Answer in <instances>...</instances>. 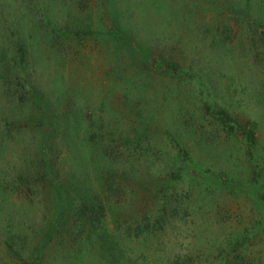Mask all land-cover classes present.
<instances>
[{
	"label": "rangeland",
	"instance_id": "rangeland-1",
	"mask_svg": "<svg viewBox=\"0 0 264 264\" xmlns=\"http://www.w3.org/2000/svg\"><path fill=\"white\" fill-rule=\"evenodd\" d=\"M30 3L51 4L49 30L68 19L82 33L53 34L39 12L32 34L21 18ZM17 11L16 28L34 36L24 80L61 94L63 106L49 99L47 114L71 120L54 133L31 113V94L13 96L16 81L0 80L1 110L23 98L18 121L0 118V264H109L110 250L130 263L144 254L156 264H264V0H0V15ZM165 54L177 71L154 61ZM229 118L252 122L254 141ZM180 148L199 169L169 187L166 214L177 221L159 226L161 204L144 187L155 175L174 178ZM46 163L51 179L42 177ZM117 168L130 178L107 175ZM27 169L38 178L17 179ZM66 186L99 195L105 213L95 231L75 222ZM145 215L154 236H137Z\"/></svg>",
	"mask_w": 264,
	"mask_h": 264
},
{
	"label": "trees",
	"instance_id": "trees-1",
	"mask_svg": "<svg viewBox=\"0 0 264 264\" xmlns=\"http://www.w3.org/2000/svg\"><path fill=\"white\" fill-rule=\"evenodd\" d=\"M31 4V5H30ZM29 7H28V12H24L23 11V17L25 16L26 22L28 21V26H30V31L32 34L34 35H38L37 31L40 30L39 26L37 24V13L40 12V18L42 17V19H45V21H47L46 23V28L47 30H49L50 26V17L49 15V9H47L51 4L45 3L46 6H44L43 4H33L30 3ZM13 10H11L12 12ZM18 11L16 13L13 14V16H11L10 19L6 18L4 15H0V31L3 33L5 32V37L8 40L9 39H14L11 42L12 45L9 47L7 46L5 49H2L3 46H0V80H3L2 83H5V79H7V75L12 77V79L14 81H16L15 85L16 87L13 89L15 90V94L13 96H16L18 92H21L23 95H27V94H31V97L33 98L34 105L36 106L35 109L32 110V114L36 115V118L38 117V115L43 116L42 117V121L44 122V125L49 124L51 126V130L54 133H57L58 131V127L61 126H67L69 125L70 122V118H69V113L67 111L65 112H61V116L63 117H59L56 122L54 121V117H50L48 116V112L47 110L50 109V101L49 99H54L55 103L57 105H60L61 107L63 106L62 103L59 104L60 102V97L61 94L59 96L56 95H47L46 93L42 92V90L39 89V87L35 86H30L27 85L26 80H24V78H27L24 74L26 72H30L28 71L29 68H31L32 63H33V59L31 58V48H32V44H31V38H34V36L30 37V39L28 37H23L21 34V29H17L16 24H17V17H18ZM48 13V15H47ZM21 20V19H20ZM25 21V20H24ZM77 21H81L80 18H77ZM79 24V23H78ZM81 24V23H80ZM79 26V25H78ZM33 27V29L31 28ZM54 28H50L49 32L51 33H58L60 36L61 35H67L70 32L72 33V31H74L76 34L82 33L81 30V26H79L78 28H75V25L72 27L69 24L68 19H66L64 22L62 20V23H59L56 26H53ZM41 31V30H40ZM85 32H87V30H84ZM0 32V33H1ZM1 33V34H2ZM115 33V32H114ZM121 36H123L125 38L126 33L122 32L120 33ZM4 38H2L4 40ZM1 39V40H2ZM3 44V42L1 43ZM129 44V48L136 53H139L141 51H145L144 48L140 45L138 48L135 47L133 45V43L130 41L128 42ZM9 51L12 52L13 54L10 56L11 58H9ZM8 55V56H7ZM153 57V51H147L144 54V59L145 61H149L151 58ZM153 59V58H152ZM157 64H159V66L161 68H165V69H171V70H175L177 71L178 68L175 65V61L173 59V56H169V55H161L159 60L156 61L154 60ZM6 65H8L7 67H5ZM28 67V68H27ZM177 67V68H176ZM23 71V72H21ZM6 85V83H5ZM56 96V97H55ZM22 102H23V98L21 96L17 97L16 99H12L11 101L8 102L9 105V109H4L1 110L0 109V118H3L7 124H11L14 123L16 121L19 120V117H21V108H22ZM129 106H131L130 102L128 103ZM3 105V104H2ZM128 106V105H127ZM70 109V107H69ZM42 110L45 112H42ZM71 110V109H70ZM135 110V109H134ZM133 109H131V111H134ZM70 112V111H69ZM221 116H227V112H225V110H221L220 112ZM8 114L11 116V118L8 117ZM29 114L27 113V116ZM219 115V114H217ZM228 118V117H227ZM72 122H75L74 118H72ZM230 119V118H229ZM139 122H141V129H143L146 126V123H148L145 119L140 118V116L138 117ZM69 121V122H68ZM230 121L233 123L232 127L238 131H240L242 133V135L246 134L247 136V140L254 141V124L250 121H248L245 124L240 123L238 120H233L230 119ZM77 123V121H76ZM251 126V128H250ZM47 127V126H45ZM47 129V128H46ZM86 129V128H85ZM51 131V132H52ZM87 132V131H85ZM95 137V136H94ZM140 135L134 137V141L139 140ZM178 148V147H177ZM178 154L177 155V159L180 158L181 162L178 165V167L175 169L176 173L174 178H168L167 179V175L169 174H163L160 176H156L154 178H152L151 182L147 183L146 186L144 187V191L147 194V199H158V201L161 204V208L160 212H157L158 216H156L157 218V222L156 224H158L159 226H162V224H168L167 220H175L177 221V219H175L172 216H167L166 214V204H167V199L173 198V194L174 191L171 190L169 191V187L171 185H173L174 183L177 182L178 179H184V177H194V174L198 171L199 167L196 166L195 161L193 160V158H189L188 154L183 152L180 149H178ZM185 154V156H184ZM110 155V154H109ZM109 159V158H108ZM151 164L155 165L154 162H151ZM46 167L48 169V174H43L42 177L46 178L49 177L50 179L52 178V176L55 174L54 172V167H51L50 165H47L46 163ZM110 168V167H109ZM119 168H117L116 170H114L112 172V170H107V175L111 174V177H115V178H120L122 180H128L130 178V170L128 168H123L122 170H118ZM32 171L30 169H27V171H25L23 174H20L17 179L19 180H25V183H28L30 181V179H33L32 175L34 177L38 178L39 172H34L31 173ZM206 173V172H204ZM70 179H68L69 181ZM80 180V179H79ZM81 183V181L79 182V184ZM52 188V192L53 195L56 199H58L56 196L58 195V191H56V187L53 185ZM107 189H109V191H113L114 187L109 186ZM116 189V188H115ZM64 196H66L68 198V201L71 205L70 207V211H72L75 214V222L76 220H78V222L81 224V226H83L85 228V226H88V229L90 228V230H94L96 229V225L98 223H100L103 219L104 213H105V208L103 203L99 200V195L95 194V195H90L88 194L89 191H87L86 189H84L83 187L80 189V191H78V189L74 190V193L71 194L72 190L71 188H69L68 186L64 187ZM86 190V191H85ZM84 191H85V195H84ZM166 194H168V196L170 198H166ZM56 195V196H55ZM77 197V198H76ZM262 204L264 205V199L261 200ZM62 206L58 205V209H57V213L56 216L60 217L62 215ZM162 213V214H161ZM148 215H145V217L143 219H141V221L139 222V226H138V230L140 231V234H138L137 236L144 234V233H148V235L150 236H154L156 235L157 231L156 230H151L149 227V225L151 224L150 219L147 218ZM152 225V224H151ZM55 224L52 225V227L50 228V230L47 232V235L51 236L50 234L52 233L53 228H55ZM73 233V232H72ZM78 233V232H77ZM90 233L87 234V236H89ZM42 239L43 241H47L49 237H45ZM104 243V242H103ZM123 251V250H122ZM120 251L119 254L115 257V255L113 254V250L109 251V254H107V258L109 260V264H156L153 260V258L151 259L150 257H147L148 259H146V257L144 256V254H139L137 255V257L135 259H133L132 263L128 262V260L126 259L127 257L125 255H123L124 253ZM38 255V254H37ZM153 257H158L160 259V255L158 254L157 256H153ZM178 260L176 258V260L172 261V263L170 264H177ZM164 264V263H163ZM169 264V263H167Z\"/></svg>",
	"mask_w": 264,
	"mask_h": 264
}]
</instances>
